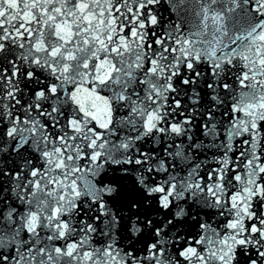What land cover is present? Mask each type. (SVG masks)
<instances>
[{
    "label": "snow or ice",
    "instance_id": "1",
    "mask_svg": "<svg viewBox=\"0 0 264 264\" xmlns=\"http://www.w3.org/2000/svg\"><path fill=\"white\" fill-rule=\"evenodd\" d=\"M0 264H264V0H0Z\"/></svg>",
    "mask_w": 264,
    "mask_h": 264
}]
</instances>
